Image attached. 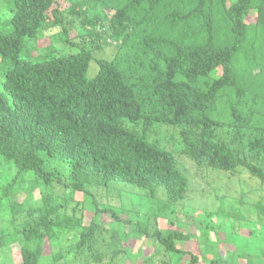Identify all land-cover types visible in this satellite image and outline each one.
I'll list each match as a JSON object with an SVG mask.
<instances>
[{
  "label": "trees",
  "instance_id": "trees-1",
  "mask_svg": "<svg viewBox=\"0 0 264 264\" xmlns=\"http://www.w3.org/2000/svg\"><path fill=\"white\" fill-rule=\"evenodd\" d=\"M0 25V264L12 250L18 264H123L129 233L151 239L162 264H199L176 247L180 231L149 232L92 196L84 224L83 200L66 191L128 184L163 213L188 191L174 154L263 187L264 0H0ZM39 39V55L70 49L20 56L37 53ZM222 206L208 217L234 220ZM231 207L264 230V196ZM104 214L122 231L103 227Z\"/></svg>",
  "mask_w": 264,
  "mask_h": 264
},
{
  "label": "rangeland",
  "instance_id": "rangeland-1",
  "mask_svg": "<svg viewBox=\"0 0 264 264\" xmlns=\"http://www.w3.org/2000/svg\"><path fill=\"white\" fill-rule=\"evenodd\" d=\"M2 11L5 12L4 5L2 6ZM253 17H248L246 21H251ZM5 31L4 26L0 25V32ZM37 42V53L33 52L30 56L22 53L20 56L33 62L42 60L45 56L49 58L65 54L70 49L59 42L54 43L53 48L55 53L51 55H39L42 52L41 49H43L40 46L42 41L39 39ZM43 43L47 44L46 40ZM75 49L76 47L72 48V51ZM105 52L106 55L110 54L109 49H106ZM102 55L104 53L96 54L95 58ZM95 72L96 66L91 62L88 67L87 76L91 77ZM174 156L179 162L178 168L185 174L188 180V191L185 199L180 204L171 206L168 211H163V213L158 212L159 201L149 206V201L144 198L145 192L128 184L112 183L111 187L115 189L113 188L106 192L98 188L89 187L87 190H89L91 195H86L85 197H83V194L72 193L71 191H66V193L72 194L74 200L76 198L83 200L85 208L88 211L84 224H87L89 219L94 215V210L91 207L92 196L99 206L114 211L116 215L120 216V210H125L123 211L124 217L128 216L134 221L137 220L147 224L149 232H153L155 229L162 232L175 229L180 231L186 238L176 242V247L179 250L197 256L200 260L199 264H204L213 258L224 259L227 261V264H245V260L242 258L244 254L252 255V264H259V261L261 264H264L263 261L257 258L258 248L264 246V230L241 221L246 218L245 212L231 207L233 201H237L238 199H241L244 204L257 202L260 197L264 196V186L261 187L256 179H250L248 174L230 175L215 169L198 168L186 158L180 157L177 154H174ZM54 165L56 168L57 163L50 164L51 167ZM65 165L62 164L61 172L67 169ZM117 189L122 194H119ZM127 192L130 193L126 194ZM216 195L219 198H216ZM161 196L162 191L160 190L158 198L160 199ZM221 196H223L224 200ZM22 197L23 195L19 199H22ZM38 197V192H35L34 200L38 201ZM120 197L122 198V202L118 206ZM220 205H223L222 207L225 211L227 207H230L229 215L235 219L228 221L222 216H219L217 219L209 218L208 213L216 211ZM155 214H160V217L153 218ZM98 220L103 227L122 231V226L117 225L106 214L102 215ZM236 222H238L240 227L238 233L233 232V229H231V225ZM213 223H223V225L218 227V231L215 229ZM253 228L259 231L258 235L249 234V231ZM254 236L256 239H254ZM127 239L128 241L126 240L123 246L127 248L128 254L126 258L122 259L123 264H162V260H167L161 252L157 254L156 246L151 239L132 233H129ZM177 259L178 256H175V261ZM183 261H188V256L184 257ZM19 262L18 252L12 250L8 264H18Z\"/></svg>",
  "mask_w": 264,
  "mask_h": 264
}]
</instances>
